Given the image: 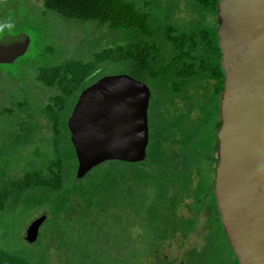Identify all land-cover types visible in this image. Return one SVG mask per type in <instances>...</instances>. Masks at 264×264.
Listing matches in <instances>:
<instances>
[{"label": "trees", "instance_id": "16d2710c", "mask_svg": "<svg viewBox=\"0 0 264 264\" xmlns=\"http://www.w3.org/2000/svg\"><path fill=\"white\" fill-rule=\"evenodd\" d=\"M218 1L41 0L38 9L29 6L31 0H0V38L9 34L20 47L23 38L30 43L23 55L0 65H9L15 75L25 73L24 78L39 87L41 82L50 91L45 100L37 102L7 91L4 97L8 103L0 107V121H6L0 129L8 134L0 143V234L6 238L4 233L15 230L20 221L28 225L30 220L22 215L27 207L33 211L32 218L46 207L43 224L50 223L44 234L40 233L43 224L40 226L34 242L44 236L46 255L36 258L22 247L0 244V264H42L52 249L58 252L59 262L73 264L70 257L78 252H68L76 246L75 239L90 234L95 237L91 240L97 243L96 249L103 245L107 252L114 240L121 241L119 232L111 237L115 231L110 225L116 223L126 224L128 246L136 218L147 228L136 235L147 246L148 239V252L155 255V264H193L202 257L205 236L200 248L184 251L179 261L167 257L163 249L177 235H191L204 215L207 230L226 241L233 264H239L223 229L213 190L216 135L221 125L218 100L225 77L217 43ZM57 17L96 21L99 30H106L100 40L112 37L113 42L90 49L84 59H66L51 38L55 27L50 24H55ZM113 67L147 83L152 90L147 157L136 163L106 161L79 178L67 121L82 90L112 74L109 70ZM155 89L161 91L158 98ZM45 129L49 135L43 133ZM36 130L42 132V139L35 145V154L43 159L15 174L11 149ZM42 140L48 149L41 147ZM208 162L209 173L204 174ZM184 204L192 215L183 212ZM88 214V221L98 220L92 218L96 215L102 220L93 230L83 229ZM22 240L26 241L24 235ZM114 248L115 254L106 253L108 258L97 264L117 258L113 256L120 255V245ZM134 261L137 264L139 259Z\"/></svg>", "mask_w": 264, "mask_h": 264}, {"label": "water", "instance_id": "95a60500", "mask_svg": "<svg viewBox=\"0 0 264 264\" xmlns=\"http://www.w3.org/2000/svg\"><path fill=\"white\" fill-rule=\"evenodd\" d=\"M217 33L221 68L213 190L223 229L239 264H264V0H219ZM0 38V63L24 46ZM149 86L127 73L100 77L80 93L67 125L83 178L98 165L140 162L149 143ZM45 214L34 219L26 241L36 242Z\"/></svg>", "mask_w": 264, "mask_h": 264}, {"label": "rangeland", "instance_id": "374dc122", "mask_svg": "<svg viewBox=\"0 0 264 264\" xmlns=\"http://www.w3.org/2000/svg\"><path fill=\"white\" fill-rule=\"evenodd\" d=\"M31 1L32 2H29V6H32V8H34V6L35 8L38 9L41 8V4H42L41 0H31ZM182 8H183L182 10H185L184 7ZM97 25L98 23L96 21H88L85 23L73 22L57 17L55 19V24H50L51 27L53 28L55 27V33L54 32L51 33V38H53V40L60 46L61 50L64 51L62 57L67 59L73 57L76 58V56H81L84 59L86 58L87 52L90 49L96 46L101 48V46H106L113 42L112 37H106L100 40V37H103L105 35L106 30L104 31L99 30ZM77 51L80 52L81 54H77L76 53ZM14 65L15 64H12L11 66ZM116 68L118 67L111 68L109 70V73L112 74L120 73V70H117ZM24 74L20 75L19 73H17L15 75V73L12 71L9 65L7 64L0 65V107L4 104V102L6 104L8 103V100H6L4 94L7 91H11V90H12L11 94L23 95V96L28 95L30 99L35 102H37V100L40 101L41 98L44 99L49 95L50 91L44 88L41 82H38L40 84L39 87L37 84H34L32 80L24 78L23 77ZM9 118L11 119L10 116ZM5 122L6 121L4 120L0 121V128L5 127L6 124ZM43 133L49 135L47 129H45ZM40 135H42V132L40 130H36L31 133V135L27 140L22 141L18 147L11 149L12 168L15 174H22L25 169L29 168L34 163L36 162L38 163L42 161L43 157L35 154V145L36 144L40 145L39 144L40 138L42 139V136ZM38 136L40 137L37 141L36 137ZM7 139H8V134L4 133L2 129H0V143L2 144ZM41 147L44 149H48L50 146L48 145V143L42 140ZM203 171L204 174L209 173V164H206V167L203 168ZM123 199L124 196L121 195V200ZM186 206L187 205L184 204L183 212L186 213L187 215H192V213L188 211V208ZM24 210L25 211L22 215H27V219L30 220L28 225L23 221H20V223L18 224L15 230H10L9 232L4 233L6 238H4L2 234H0V244L15 249L22 247L25 250L30 251L31 253L33 252L32 253L33 257L36 258L38 256L42 257L43 255L47 254L46 242L45 239H43L44 236L40 238L42 239L41 241H38L37 243H33V244H29L27 241L22 240V236L24 235L26 237V231L29 224H31V222L34 219L43 215V213L46 212V207L44 208L42 207V209L36 211L33 218L31 216L33 211L31 212L30 207H27ZM76 212L77 211H75L74 213ZM77 214L78 213H76L75 216ZM136 216L139 217L138 215ZM90 218L91 217L88 214L87 217L83 220L86 223L85 224L86 227H84L83 229L93 230L95 227L99 226L98 224H96V222L100 223L102 221L100 217H98L97 215L92 217L98 219L95 222L91 220L88 221V219ZM73 219L76 220L77 218L74 217ZM206 219H207L206 215L200 218L196 229L192 232L191 235L185 237H183L182 235H177L174 239L168 241L163 249V252L167 254V257L176 258L178 261L181 260L184 257V251H187L192 247L200 248V246L203 244L204 241L203 237L205 236L206 243L200 248V250L204 248L200 253L202 254V257L200 256L201 259L195 261L193 264H233V256L226 247V241L224 239L218 238L217 237L218 235L211 232L210 229L207 230ZM140 221H141L140 219L136 218V221L133 222L134 224L131 229V235L128 246L126 244L127 242L126 235L128 232L126 224L125 223L118 224L115 222L116 224L110 225V229L115 231V233H112L111 237L116 236L117 235L116 232H119L121 235V241L114 240L115 244L109 247L112 250H106L107 252H103L104 249L108 248L103 245L99 246L96 249L97 243L91 240L92 238H95L92 234L85 236L83 238H76L74 242L76 246L71 249L72 251L68 252V254L78 252L77 255L70 257L73 264H79V263H75L76 261L79 262L87 261L88 264H97L98 260L103 258L105 259V257L108 258L107 256H105L106 253L112 251L114 253L115 251L114 246L116 245H120L119 248L120 255L113 256L117 258H115L108 264H125L126 259L130 260V264H135L134 259H139V262L137 264H155V255L151 254V252H148L149 250L148 239L146 238L147 241L146 243L148 244L147 246L146 244L141 242L138 235H136L141 232L147 231V228L140 226L139 223ZM52 222L55 223L54 220ZM49 225L50 223L43 224L40 228V233L44 234V232L48 230V227H50ZM78 227L81 229V226L78 225ZM67 229H71V228L67 226ZM75 229L76 228H74V231ZM206 230L207 232L205 233ZM87 240H90V242L88 244H85ZM126 249L128 251H126ZM58 258H59L58 252L52 249V251L50 252L49 259L44 258L42 264H63L62 262H59ZM118 258H123V260ZM68 262H70V260H68Z\"/></svg>", "mask_w": 264, "mask_h": 264}, {"label": "flooded vegetation", "instance_id": "af4514ba", "mask_svg": "<svg viewBox=\"0 0 264 264\" xmlns=\"http://www.w3.org/2000/svg\"><path fill=\"white\" fill-rule=\"evenodd\" d=\"M154 91V96L155 97H159L160 95H161V91L160 90H157V89H155V90H153ZM152 92V91H151ZM220 100V99H219ZM151 101H152V94H151V99H150V104H149V108H150V106H151ZM160 107V106H159ZM148 117H149V109H148ZM219 120H220V118H219ZM218 131V130H217ZM216 141H217V135H216ZM149 144V143H148ZM148 147V146H147ZM216 153H217V151H216ZM147 157V156H146ZM216 157H217V154H216ZM218 159V158H217ZM122 161V160H121ZM123 162H125V161H123ZM129 163H136V162H129ZM218 163V162H217ZM208 164H209V166H210V162H208ZM217 166V165H216ZM216 169V168H215ZM214 173H215V171H214ZM213 185H214V183H213Z\"/></svg>", "mask_w": 264, "mask_h": 264}, {"label": "clouds", "instance_id": "9594fccd", "mask_svg": "<svg viewBox=\"0 0 264 264\" xmlns=\"http://www.w3.org/2000/svg\"><path fill=\"white\" fill-rule=\"evenodd\" d=\"M138 80H139V79H138ZM142 82H143V81H142ZM144 83H145V82H144ZM146 84H147V83H146ZM147 85H148V84H147ZM148 86H149V85H148ZM149 88H150V86H149ZM150 90H151V88H150ZM151 91H152V90H151ZM151 94H152V92H151ZM145 159H146V158H145ZM145 159H144V160H145ZM144 160H143V161H144ZM125 162H126V161H125ZM140 162H141V161H140ZM104 163H105V162H104ZM100 165H101V164H100ZM98 166H99V165H98ZM95 168H96V167H95ZM92 170H93V169H92ZM92 170H91V171H92Z\"/></svg>", "mask_w": 264, "mask_h": 264}]
</instances>
